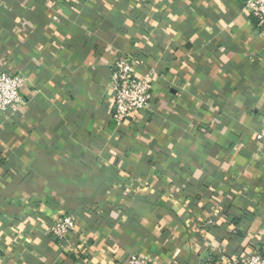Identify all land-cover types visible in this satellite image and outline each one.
<instances>
[{"label":"crops","instance_id":"obj_1","mask_svg":"<svg viewBox=\"0 0 264 264\" xmlns=\"http://www.w3.org/2000/svg\"><path fill=\"white\" fill-rule=\"evenodd\" d=\"M245 0H0V264L264 255V34ZM155 70L113 120L115 62ZM78 216L66 239L52 232Z\"/></svg>","mask_w":264,"mask_h":264},{"label":"built area","instance_id":"obj_2","mask_svg":"<svg viewBox=\"0 0 264 264\" xmlns=\"http://www.w3.org/2000/svg\"><path fill=\"white\" fill-rule=\"evenodd\" d=\"M245 8L257 15L261 20L264 34V0H245ZM141 64L139 58L129 56L120 57L115 62L112 76V90L114 92L113 120L122 124L129 119L135 111L149 108L153 98L154 78L156 71L150 70L144 77L137 73ZM27 78L23 73L0 72V112L7 113L17 110L24 102V85ZM256 140L264 146V128L257 132ZM78 216L73 213L61 215L52 225L51 232L59 239L66 237L76 230ZM225 264H264V255L252 252L241 259L228 258ZM127 264H153L150 255H130Z\"/></svg>","mask_w":264,"mask_h":264}]
</instances>
